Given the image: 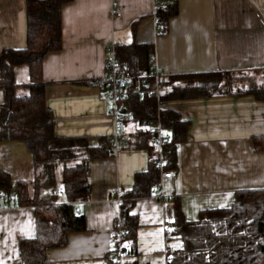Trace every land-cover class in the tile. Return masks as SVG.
<instances>
[{
	"label": "crops",
	"instance_id": "1",
	"mask_svg": "<svg viewBox=\"0 0 264 264\" xmlns=\"http://www.w3.org/2000/svg\"><path fill=\"white\" fill-rule=\"evenodd\" d=\"M178 3V14L166 32L157 26L156 0H72L63 5L62 48L43 60L55 132L65 137L113 136L117 145L112 155L91 160L90 199L75 205L87 229L71 232L66 246L50 249L52 264H112L117 242L110 234L121 208L115 192L123 198L134 188L136 174L151 164L155 146L149 124L128 119L129 113L117 120L107 87L101 84L112 43L154 46L152 63L161 73L163 110H174L189 121L187 139L177 147L178 170L136 201L137 248L128 252L124 264H165V259L167 264L165 245L177 248L165 241L173 197L179 198L186 219L195 221L204 209L231 206L240 190L264 189V149H256L254 142L264 136V101L251 95L188 97L187 81L176 77L264 68V0ZM27 29V0H0V53L25 48ZM15 79L19 85L29 84V66H17ZM4 99L0 88V108ZM0 169L14 182H25L34 195L35 163L24 142L0 141ZM61 180L60 169L56 187L44 190L58 203L66 201ZM36 234V208L18 205L15 192L0 194V264H22L20 243Z\"/></svg>",
	"mask_w": 264,
	"mask_h": 264
},
{
	"label": "trees",
	"instance_id": "2",
	"mask_svg": "<svg viewBox=\"0 0 264 264\" xmlns=\"http://www.w3.org/2000/svg\"><path fill=\"white\" fill-rule=\"evenodd\" d=\"M72 0H27V46L5 48L0 53V88L5 99L0 108V141L19 140L26 144L35 163V193L25 182H14L0 169V194L16 195L20 206L36 208L37 234L20 243L22 264H52L47 252L68 244L71 232L87 229L86 218L75 205L91 196L90 162L114 153L113 136L65 137L55 132L52 112L47 105V83L43 79V60L62 48V8ZM179 0H161L156 4L155 18L160 32L169 29L170 20L178 14ZM152 44L133 43L117 47L119 67L128 81V93L120 116L129 113L133 121L150 124L157 118L158 99L154 94L140 95L136 89L155 88L152 74ZM28 65L31 82L19 85L15 68ZM185 79L188 97L251 95L264 101V68L254 70L210 71L176 76ZM145 81L146 86L142 85ZM106 86V84H102ZM163 99V97L161 98ZM124 118V117H122ZM167 137L163 156L167 163L157 165L159 151L151 150L147 171L135 176L134 188L123 195L120 215L115 225L123 230L128 252L137 248L139 218L133 213L137 199L152 194L162 181V170H178L177 147L187 139L189 121L171 109L161 111ZM255 147L264 149V136L254 138ZM61 169L66 201L58 203L44 190L57 185ZM56 196V194H53ZM168 216L173 226L170 239H178L167 264H264V189H246L236 193L229 207L204 209L198 220L184 216L181 202L173 197Z\"/></svg>",
	"mask_w": 264,
	"mask_h": 264
},
{
	"label": "built area",
	"instance_id": "3",
	"mask_svg": "<svg viewBox=\"0 0 264 264\" xmlns=\"http://www.w3.org/2000/svg\"><path fill=\"white\" fill-rule=\"evenodd\" d=\"M161 3V0H156V4L159 5ZM114 14L117 17L121 16V13L118 10L117 6H114L113 8ZM118 45L115 43H112L108 47V54H107V60H106V75L105 78L102 81H93V84H106L107 90H108V104L111 111V114L118 120L120 119V112L122 107L125 104L126 96L128 93V81L127 77L124 74V71L120 69L116 51H117ZM154 65V64H153ZM152 74L156 77L157 83L155 88H148L145 83V81L142 82L143 86H146L142 89H139L137 93H139L141 96L144 94H154L158 99V114L157 118L153 120L149 126H150V135L152 138V143L156 147V149L159 151V159L157 161V165L160 167H163L166 165L167 161L163 156V146L167 142V137L164 133V128L162 125L161 120V111L163 110V102L161 99L162 95V89H161V73L159 71V68L154 65L152 66ZM173 175L172 171H166L162 170V179L165 176ZM159 186H162V182L159 183ZM116 198L122 202V195L120 192H115ZM162 200L166 203L165 195L162 194L161 196ZM165 241L168 242V238L171 236L173 231V226L171 224V220L167 219L165 222ZM110 238L112 240H115L117 242V248L114 250L111 263L112 264H123L124 258L128 255V250L125 248L124 241H123V230L122 228L115 225V228L113 232L110 234ZM173 250H166L167 252V263L170 260V255Z\"/></svg>",
	"mask_w": 264,
	"mask_h": 264
},
{
	"label": "rangeland",
	"instance_id": "4",
	"mask_svg": "<svg viewBox=\"0 0 264 264\" xmlns=\"http://www.w3.org/2000/svg\"><path fill=\"white\" fill-rule=\"evenodd\" d=\"M57 175H58V177L60 176V169H58V171H57ZM61 178V177H60ZM62 181V180H61ZM59 185V184H58ZM57 191H58V193H60V187L59 186H57ZM168 243H169V246L170 247H179L180 245H181V241L180 240H178V239H170L169 241H168ZM171 249V248H170ZM166 250H168V245L166 244L165 245V252H166ZM126 258V257H125ZM125 258H124V260H125ZM124 260H123V264H124ZM165 264H166V259H165Z\"/></svg>",
	"mask_w": 264,
	"mask_h": 264
}]
</instances>
